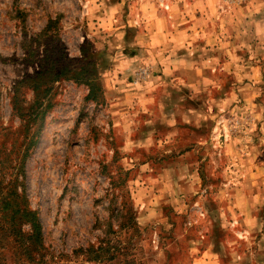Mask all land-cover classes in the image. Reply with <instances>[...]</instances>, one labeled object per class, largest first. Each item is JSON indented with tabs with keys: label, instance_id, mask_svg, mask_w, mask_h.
I'll return each instance as SVG.
<instances>
[{
	"label": "rangeland",
	"instance_id": "rangeland-1",
	"mask_svg": "<svg viewBox=\"0 0 264 264\" xmlns=\"http://www.w3.org/2000/svg\"><path fill=\"white\" fill-rule=\"evenodd\" d=\"M252 2L0 0L1 264L253 259L264 227V95L254 62L263 54L239 42L253 35H235ZM175 5L185 12L179 25L195 16L211 31L225 24L235 43L207 51L211 32L195 36L199 82L177 85L159 77L160 65L122 63L129 30L139 32L150 9ZM231 56L237 63L227 65ZM179 87L189 96H179L175 108L186 114L178 115L168 93ZM35 100L38 117L29 112ZM18 207L41 224L32 260L21 253L29 242L17 239L30 231L13 218Z\"/></svg>",
	"mask_w": 264,
	"mask_h": 264
},
{
	"label": "crops",
	"instance_id": "crops-1",
	"mask_svg": "<svg viewBox=\"0 0 264 264\" xmlns=\"http://www.w3.org/2000/svg\"><path fill=\"white\" fill-rule=\"evenodd\" d=\"M252 3V9L246 12L243 16L244 23L241 24V29H237L241 34L239 33L235 35H239L240 37L238 38H242V36L245 37L253 35L255 38L254 43L245 44V41L242 40L239 42L241 43V45H243V47H245V49L249 50L250 48L251 50V48H254V52L263 54V56L261 57H256V60L254 62L260 68L259 74H256L255 80L262 83L256 94L264 95V0H254V2ZM146 6L147 5H144V7ZM180 17L184 18L185 12L184 10H179L176 5L175 9L171 10V12L169 13H159L150 9V18L147 17L148 19L144 27L139 32L136 29L129 30V41L127 42V47L132 50L127 56V59H125L122 63H128V65L147 63L152 66H154L155 64V66L157 67L160 65L162 66V69H160L161 71L159 70L158 72L159 77L164 80H176L177 85H179V82L183 78L184 81L188 82H199V80L206 78V75L202 73L203 69L199 66L200 63H198L194 59L197 57L191 56L189 54L191 51L197 50V47L199 46L195 44V36H201L203 35V33H205L207 36V34H210L211 32V36L209 35L210 39H208V42L206 44H209L210 41H213V45L218 43L220 45H217L216 49H214L212 45V47L207 51H214L223 47L224 51L228 53L229 50H231L230 46H234L235 44L234 42H232L233 40L231 33L230 31L228 32V38L224 37L223 32L225 33L228 30L225 24H218L215 27L212 26L214 27L212 31L210 30V28H208L209 25L199 26L197 24L199 19L196 16H192L194 20L191 19L187 23L179 25L178 22H181L179 21ZM207 17L210 21L211 17ZM219 35H221V37ZM212 36L215 38L219 37V41L217 42L215 38L212 39ZM197 60L200 62L199 58H197ZM245 60L246 59L243 58L241 59V62ZM226 62L227 65H229L230 63H237L236 60L232 58V56L231 58L228 57V59H226ZM245 77H248V74H246ZM189 84L192 85L191 83ZM246 84L247 82L243 81V83L238 86L241 88L242 85H244L242 89L248 91L249 87ZM182 95L183 98L184 96H189L187 91L180 87L168 93V96L171 100L175 99L174 106L170 102V110L175 111L178 115L181 113L186 114L185 111L177 110L175 108L179 96ZM179 106H181V104H179ZM186 110L194 111V107L186 106ZM256 115H258V113H256ZM258 223L260 222L257 221V225H261ZM260 228L261 231L259 234L257 233L256 236V239L259 240V248L257 249L253 259L243 258L235 264H264V227L262 228L261 226ZM209 264L230 263L219 262V260L217 261L216 258H213V260L209 261Z\"/></svg>",
	"mask_w": 264,
	"mask_h": 264
},
{
	"label": "trees",
	"instance_id": "trees-1",
	"mask_svg": "<svg viewBox=\"0 0 264 264\" xmlns=\"http://www.w3.org/2000/svg\"><path fill=\"white\" fill-rule=\"evenodd\" d=\"M33 81H35V79H33ZM33 89L36 90L37 89L36 86H33ZM29 112L34 117H38L39 115H41L40 113H42V102L39 100H35V101L31 102L30 107H29ZM7 205H9V202H7ZM11 213L13 215V218H15V220H17L19 217L21 219L23 218L24 219L23 222L25 224L29 225L30 231L29 232H22L20 230L21 234L19 235V237L17 239L24 238L27 242H29L28 245H26L24 247V249H23L24 251L21 253H22V255H26L28 257L27 260L28 259L32 260L31 256H29V253L31 251L33 252L36 243L40 244L41 240H42L41 224H40L39 220L36 218L35 213L33 211H31L30 209H27L26 207H24V208H20V207L13 208V210H11ZM20 225H21V223H20ZM11 229L14 231V233H17V229L19 230V228L16 225L12 226Z\"/></svg>",
	"mask_w": 264,
	"mask_h": 264
},
{
	"label": "built area",
	"instance_id": "built-area-1",
	"mask_svg": "<svg viewBox=\"0 0 264 264\" xmlns=\"http://www.w3.org/2000/svg\"><path fill=\"white\" fill-rule=\"evenodd\" d=\"M229 1H233V0H229Z\"/></svg>",
	"mask_w": 264,
	"mask_h": 264
}]
</instances>
